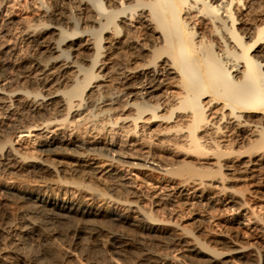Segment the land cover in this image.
I'll return each instance as SVG.
<instances>
[{"label":"bare ground","instance_id":"6f19581e","mask_svg":"<svg viewBox=\"0 0 264 264\" xmlns=\"http://www.w3.org/2000/svg\"><path fill=\"white\" fill-rule=\"evenodd\" d=\"M52 1L0 0V33L14 40L24 38L30 48L27 55L19 56L17 44L6 45L7 52L17 54L16 62L27 68L28 76L15 87L10 81L0 84V200L20 208L15 216H0V264H55L58 254L52 247V253L40 252L43 244L40 251L33 249L47 229L38 214L63 223L89 222L101 230L108 216L146 233H166L165 218L117 193L121 190L115 180L117 163L165 177L183 170L191 174L169 185L172 191L162 194L161 200L172 193L190 199L185 186L192 185L190 193L205 189V176L221 183L229 170L254 176L264 169V0H72L78 10L64 11ZM28 7L34 8L32 17L19 15ZM116 107L122 112L114 118ZM30 115L35 119L29 121ZM155 122L166 124H157L156 130L168 135L165 140L176 152L206 162L197 166L187 159L176 161L173 152L174 161L164 162L165 156L161 158L153 145L144 151L138 148L143 153L138 161L126 154L117 132L121 142L124 136L134 146L142 134L154 137ZM106 124L112 131L109 139L91 140L79 133L94 129L105 135ZM9 134L31 139L34 135L39 151L65 155L72 162L59 166L38 153H24ZM25 170L54 176L66 170L81 176L91 172L110 178L104 186L111 192L87 183L86 178L68 181L57 176L54 182L50 179L52 183L43 180L49 184L32 186L17 177ZM223 185L216 187L223 189ZM76 191L83 195L75 197ZM198 196L211 201L204 190ZM176 229L169 234L179 243L208 251L205 264H234L235 256L241 262L257 256L253 264L264 263L259 248L250 251L254 246L235 245L232 238L210 234L209 242L232 246L221 252L186 228ZM57 232L52 241L66 235ZM70 245L63 248L64 264H84ZM55 246L58 251L60 244ZM26 247L33 253L24 251ZM157 256V263L167 262L166 255Z\"/></svg>","mask_w":264,"mask_h":264},{"label":"rangeland","instance_id":"374dc122","mask_svg":"<svg viewBox=\"0 0 264 264\" xmlns=\"http://www.w3.org/2000/svg\"><path fill=\"white\" fill-rule=\"evenodd\" d=\"M52 3L54 5L57 4V7L62 11H64L65 9H68V8H70L72 10H73V8L77 9L76 4H74V1H72V0H53ZM73 5H75V6L73 7ZM34 12L35 11H34L33 7H31V8L28 7L26 9L24 8L20 12L19 15H21V16H28V15L30 16L31 15V17H32L33 16L32 13L34 14ZM81 16H84V14H82ZM20 38H18V40H14V39H11L10 36L3 35L0 33V84H2L5 81H8V82L10 81V82H12V83H10L11 87H15L20 83V81L22 79H24L25 77L28 76L27 68L24 67L21 63L16 62L17 61V59H16L17 54L9 53L6 50V45L10 42L13 44H17L16 50H18L17 53L19 52L18 53L19 56H20V54H21V56L27 55L30 52L29 45L27 46L28 43L26 42V40L24 38H21L22 40ZM8 39H11V41ZM13 40L15 42H13ZM25 74H27V75H25ZM19 79H21V80H19ZM26 85L28 86V88L32 87V85H30V84H26ZM33 87H36V86H33ZM121 103L119 102V105H117L120 108H121V105H120ZM118 107H116V109ZM120 108L117 109L118 113L115 110H113V113L115 111L114 118H115V116H117L118 114H120L122 112L121 111L122 108L121 109ZM27 118L29 121L32 119H35L32 117V115L28 116ZM107 123L109 125V122H107ZM157 124H163L164 125L165 123L155 122L152 125V127L154 128ZM108 125H107L108 129L105 130V135L101 134L102 137L99 136L100 133L98 132V130L96 131L94 129H92L93 131L91 129H88V132L84 131V132H79V133H81L84 137L91 139V140L104 139V136H105V138H108V137L110 138L109 135L112 134V131L109 130ZM121 125H124V124L121 123ZM164 126H166V124ZM157 127L158 126H156L154 129L158 130ZM70 128L73 130V126H71ZM118 129H120L119 126H118ZM89 130H90V132H89ZM107 130L109 131L108 134H107V132H108ZM157 130H156V132H157ZM76 131H77V129H75V132ZM144 133H146V132H144ZM158 133L159 132H157L155 134L156 137H158V138H155V135H154V137L150 138V137H148V135L144 136L142 134V138L139 139L140 141H137V142H139V144L136 143L134 146H130L129 143L127 142V140L125 142L124 136H122V142H121V138L119 139V137H121V135L118 132H117V134H118L117 140H119L121 145H123L121 147L124 148L126 154H128V155L131 154L132 157L134 155L135 161H138L137 156L140 157V155L141 156L143 155V153L140 150H142V151H144V149L147 150L146 146H150V145L154 146V150L156 152H158L159 155L161 154V156H160L161 158H164V156H165L164 159L166 161L162 159L164 162L171 163L174 160L180 161L181 159H187V160H190V162L195 163L197 166L198 165L200 166L201 163L204 161L203 160L202 162L201 161L199 162L197 160V157L185 154V152H183V154H185V156L182 154V152H181V154L179 153V151L176 152L177 150H176V148H173V146L171 145V142L169 141V143H168L166 141V140H169L167 137L168 135L165 136L166 133L162 134V135H160V133H159V135H158ZM9 136L15 138V142H16L15 145L18 148H20V150L24 153H29V154H33V153L37 154L38 153L37 155H41V157H43V158H48L51 160L54 159V161L56 160L55 163L56 164L58 163L59 166H61V165L66 166L67 164H68L67 166H69V164H71V162H72L71 158L66 157L65 155L62 156V155L53 154V153L51 154V152L39 151L41 146L38 143V141L34 140V137H35L34 135L31 136L32 139L28 138L26 135H24V137H20V136L16 135V137H15V135L12 136V134H9ZM159 136L161 137V139L159 138ZM162 141H164L163 144H162ZM160 142H161V144H160ZM158 144L160 145L159 146L160 148L158 147ZM164 144H167V145H164ZM163 145L166 147H164ZM162 146L164 147V149ZM167 147H168V150H167ZM165 148H166V150H165ZM173 150H175V152ZM164 151H167V152L170 151V153L169 152L167 153ZM172 152L176 153V154L178 153V154L173 155V154H171ZM168 155H170V157ZM172 155H173L174 160H171ZM186 155H188V156L186 157ZM99 159H101V158H99ZM168 159H169V161H167ZM195 160H197L198 162H196ZM204 162H206V161H204ZM33 171L34 170H30V171L25 170V171H23L21 176H17V177H19L20 179H24L25 182H28V184H30L32 186H38V185H42V184L46 183L43 180L49 181V183L52 180H53L52 182H54L59 177L60 178L63 177V179H65V180L68 179V181H73V180L78 181V180H82L83 178L84 179L86 178L85 180L87 183L88 182L93 183L94 186L96 185V187L98 186V187H100V189H104V188L106 189V186H104V185L110 181V178L97 177V175H95L91 172L88 173V175H86L88 177L87 178L84 175H82L83 176L82 177L81 174H78L76 172H69L68 170H66V171L69 174L66 171L65 172L62 171L61 172L62 175L59 174L60 176L57 175L58 177L56 175L54 176V174H51V173L43 174L40 171L39 172L37 171L39 173V175H38L37 172H33ZM116 172L118 173V177L115 180L121 187L120 188L121 190L118 191L117 193L122 195L123 197L129 198L132 200H137V202L141 205V207L143 209H146V210L152 209L153 210L152 212L155 216L160 217V218H165L166 219V233L163 231H160L159 233H156V235H154L152 233H148V232H147L148 233L147 234L145 231L141 230L140 228H138L136 226L133 227L131 224H129L127 222L116 221V220H113L112 218H111L112 219L111 220L108 216L105 217L104 220H102L103 222H105V226H104V229L101 230V228H103V227L100 228V227H96L94 225L92 226L89 222L86 223V222H82V221H79V222L76 221L77 222L76 223L74 220V222L76 224L73 221L63 223V222L57 221L56 217L50 216L48 214H46V215L45 214H40V215L38 214L39 215V216L37 215L38 221H40L43 218L44 220L43 219L41 220L42 223L45 222L44 224L47 225L46 226L47 229H45V232H47V233L44 232V234L42 235V238H40L41 244H40V242L38 243L40 246L38 245L37 246L38 248L34 247L33 248L34 251H36L37 249H40V247H42V244H43V246H44V247H42L43 249L41 248L40 249L41 251L40 250H37V251L43 252V250H44L45 253H49V252L52 253L53 251L52 250L50 251V249L52 247L54 252H56L58 254V258L56 256L55 257L56 260L54 262H55V264H59L56 261H57V259H59L60 255H61L60 260L66 261V259L64 258V256H65L64 255V249H63L64 246H66V245L69 246L70 244L75 242L74 244H72L73 246L70 245V247L72 246L71 247V249H73L72 251L73 252L75 251L74 253L76 254V257L78 255L79 258L78 257L77 258L79 260H81L82 262H85L84 264H86V263L87 264H89V263L90 264H99V262H100V264H106V263L109 264V262L112 264L113 261H114L113 264H161V263L156 262V259H157L156 257H158L157 255H159V256H162V255L165 256L166 255V258H168V259H167V262L165 264H200V263L205 264L207 262L206 260H208V258H209L208 254L206 253V252H208V251H206V249H204L205 253H203L204 250H203V252L194 250V248L192 247L193 245H191V244L188 245L185 243H179L177 240L174 239V237L171 234H169L170 231L172 232L174 230H177L176 227H178V228H186L187 230L191 231L192 233L198 235L200 238H202V239L204 238L205 240L207 239L206 244L209 243V246L211 245L210 246L211 248L213 247L214 249H217L218 251L219 250L220 251L222 250L221 252L229 251L232 249V246H230V245L228 246L227 244L224 245V243L222 244V242H218V241L217 242L216 241L215 242L214 241L209 242V241H211V240H208L209 238H211L209 236L210 234L211 235L213 234L214 236H217L219 238H223V237L232 238L231 240H233L235 242V245L236 244H239V245L241 244V246L246 245L248 248H249L248 245L254 246L253 248L250 249V251H253V252H255V250H258V248H259V250L261 251V254H263V256L260 254L262 256L261 258L264 257V231L262 230L263 226H264V221H263L264 220V169L261 170L260 172H257L254 176H250L248 171L246 172V171H240V170L239 171L233 170V172H232V170H229L227 172L228 176L226 175L227 179L224 180L225 182L223 181L221 183H219V181H217L219 178H214V180L211 181V180H207L211 176H209V177L205 176L204 179H205V182H207V187L205 189H201V190L196 191L194 193H190V190H192V185L189 184V185L185 186L186 190L184 189L185 190L184 192L188 193L186 197H188L190 199H186L185 196H182V194L172 193L170 198L166 199V200H161L162 194L169 193V191L171 192L172 190L169 187L172 186V184H173V186H175V184H178L177 182L180 183V181H182V179L184 180L189 175H191L190 173L183 170V172H180V174L170 173V175H166V177H165L159 173H156L155 171H151V170L146 169V168L143 169L142 167L128 165V164H122V163H117ZM73 173H75V174H73ZM42 174L49 179L47 180L45 177H44L45 179L41 178L43 176ZM52 176L54 178L57 177V179L52 178ZM19 178H17V179H19ZM50 179H52V180H50ZM49 183H46V184H49ZM210 183H213L214 185H211ZM217 185L218 186L220 185L221 188L223 185L225 189L224 188L220 189L219 188L220 186L216 187ZM202 190H204L205 196L208 197L211 201H209V200H207L201 196H198L201 194ZM106 191L111 192V190H108V189H106ZM176 191L177 190H175V192ZM76 192H75V195H76ZM77 193L78 194L75 197H80L81 194L83 195L82 191L81 192L78 191ZM192 199L195 203L191 202ZM157 200H158V202H156ZM5 202H7V203H5ZM6 204H8V205H6ZM243 204L244 205L246 204V205L244 206ZM11 206H13V204L11 202L8 203V201H6L4 199L0 200V212L2 211V213H0V216L2 215V218L9 216V215L15 216V215H17V213H19V211H20L19 206L18 207L16 205H14L15 207L14 206L11 207ZM3 207H5L6 209ZM10 209H12V210H10ZM16 210H18V211H16ZM46 216H47V218H45ZM51 217H53V218L51 219ZM46 219H48V220H46ZM54 219L57 221V224H56ZM108 219H110V220L107 223L106 221H108ZM261 219H263V220H261ZM52 221L54 223H52ZM47 222L51 226H48ZM70 222H73L74 224L70 223ZM78 223H80V224H78ZM84 223H85V226H84ZM114 223L115 224L117 223V224L115 225ZM53 224L56 225L57 227L54 226ZM86 224L90 227V228L88 227L90 232L88 231V229H86L87 228ZM45 225H44V227H45ZM61 225H62V228H60ZM58 226H59V228H58ZM77 226H78V228H77ZM50 227L53 229H51ZM93 227H94L93 230H95V231L91 230ZM107 227H109L110 229ZM70 228L72 229L73 232L71 231ZM96 228H98V229L96 230ZM114 228H115V230L118 229V231L117 230L115 231ZM60 229H62V231ZM107 229H109V230H107ZM51 230H53V231H51ZM99 230H101V233L98 232ZM119 230L123 231L124 233L126 232L125 233L126 235ZM57 231L58 232L60 231L62 233V235H65L63 233H66V235L68 234L67 235L68 238L65 235V237L67 239L64 236H62L61 240H59V238H56L52 241V239L55 238L54 236L56 235ZM50 232H52V233H50ZM45 234H47V235H45ZM51 234H53V235H51ZM89 234H91V235H89ZM51 236H52V238H49ZM71 237H72L73 241L75 238L74 242L72 241V239H70ZM43 238H45V239H43ZM46 238H49L51 240H49V239L47 240ZM57 239L59 240L58 242H60V243L57 242ZM67 241H69V242L72 241V242L69 243ZM44 242H46V243H44ZM52 242H53V244H52ZM62 243H64V245ZM51 244H52V246H51ZM59 244H60V246H58ZM45 245L47 248L45 247ZM54 245H57L59 247L58 251H55L58 248L55 246V249H54V247H53ZM60 247H62V248H60ZM189 247H190L191 251L189 250ZM26 248H24L25 250L24 249L23 250L26 251L27 253L29 252L28 254L33 253V249L31 251V249H29V248L26 249ZM191 248H193V249H191ZM46 249L48 250V252ZM223 249H225V250H223ZM59 251H61V252H59ZM85 255L87 257H83ZM81 256H82V258H81ZM62 257H63V259H62ZM88 257L92 258V261H95V262L93 263L90 258L88 259ZM83 258H85V259H83ZM233 258H234V256H233ZM87 259L90 260L89 263H88ZM234 259L236 260L234 264H253L255 262V259H257V256H252V257L250 256L247 258V260H245L243 262H241L240 260H237V259H239L237 256H235ZM263 260H264V258H263ZM64 261L62 262L63 264H64ZM97 261H99V262L97 263ZM115 261H117L118 263ZM45 262L47 263V260ZM58 262H59V260H58ZM62 263L60 262V264H62ZM262 264H264V263H262Z\"/></svg>","mask_w":264,"mask_h":264}]
</instances>
